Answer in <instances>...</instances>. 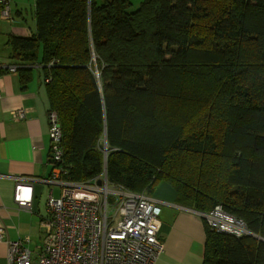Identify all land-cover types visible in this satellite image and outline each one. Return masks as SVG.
<instances>
[{
	"label": "trees",
	"instance_id": "1",
	"mask_svg": "<svg viewBox=\"0 0 264 264\" xmlns=\"http://www.w3.org/2000/svg\"><path fill=\"white\" fill-rule=\"evenodd\" d=\"M33 19L6 44L22 87L41 65L71 179L220 205L250 234L205 223L202 264H264V0H34Z\"/></svg>",
	"mask_w": 264,
	"mask_h": 264
},
{
	"label": "built area",
	"instance_id": "2",
	"mask_svg": "<svg viewBox=\"0 0 264 264\" xmlns=\"http://www.w3.org/2000/svg\"><path fill=\"white\" fill-rule=\"evenodd\" d=\"M10 0H0V21H11ZM52 64V63H50ZM9 71L15 72L12 64ZM27 109L10 111L13 120L23 119ZM49 160L47 183L57 187L46 198L47 215L40 220L41 241L34 248L29 238L11 240L0 223V241L8 246L9 264H153L163 252L158 237L159 201L146 193L110 188L105 168L85 181H73L63 162L62 131L55 111L48 110ZM13 199L29 208L32 179L15 175ZM98 181H100L98 183ZM209 228L235 236L250 234L242 219L220 205L198 212Z\"/></svg>",
	"mask_w": 264,
	"mask_h": 264
},
{
	"label": "crops",
	"instance_id": "3",
	"mask_svg": "<svg viewBox=\"0 0 264 264\" xmlns=\"http://www.w3.org/2000/svg\"><path fill=\"white\" fill-rule=\"evenodd\" d=\"M9 22H0V223L11 240L29 238L34 248L41 241L40 220L47 215L40 207L43 192L57 191L47 183L52 164L49 160L48 101L40 64H35L31 80L22 87L17 71L9 66L10 49L6 44L9 34L27 36L35 28L28 26L21 11ZM27 109L23 119L13 120L10 111ZM7 175L32 179V199L29 208H22L13 199L16 180ZM55 191V192H56ZM58 192V191H57ZM159 201L158 237L163 252L153 264H202L206 224L198 211L180 205L173 187L161 181L148 194ZM47 198V195H46ZM8 246L0 241V264H9Z\"/></svg>",
	"mask_w": 264,
	"mask_h": 264
},
{
	"label": "rangeland",
	"instance_id": "4",
	"mask_svg": "<svg viewBox=\"0 0 264 264\" xmlns=\"http://www.w3.org/2000/svg\"><path fill=\"white\" fill-rule=\"evenodd\" d=\"M131 1L134 6H137L140 2V0H131ZM33 2L34 0H10L11 18L14 17L15 19L19 20L15 14H17V11H21L24 22L26 21L28 26H30V24L34 20L33 19ZM0 22H3V21H0ZM40 59H41V54L40 55L38 54L36 58L37 60L36 63H39ZM33 71H36V69L33 68ZM159 183L160 181L157 182L156 185H158ZM115 186L118 187V185H110V188L113 189ZM55 191H56V188H55ZM55 194H57V191L55 192ZM46 195H47V192L46 193L43 192L39 200L42 212H45Z\"/></svg>",
	"mask_w": 264,
	"mask_h": 264
},
{
	"label": "water",
	"instance_id": "5",
	"mask_svg": "<svg viewBox=\"0 0 264 264\" xmlns=\"http://www.w3.org/2000/svg\"><path fill=\"white\" fill-rule=\"evenodd\" d=\"M104 141L106 142V138H105V136H104ZM103 161H104V164H106V154H104V158H103ZM106 167V166H105ZM100 181H98V183H99Z\"/></svg>",
	"mask_w": 264,
	"mask_h": 264
}]
</instances>
